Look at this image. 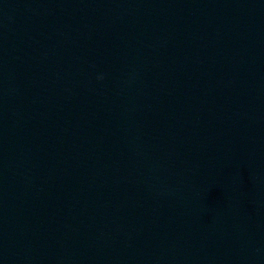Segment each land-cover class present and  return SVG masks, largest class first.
Here are the masks:
<instances>
[{
	"label": "water",
	"instance_id": "95a60500",
	"mask_svg": "<svg viewBox=\"0 0 264 264\" xmlns=\"http://www.w3.org/2000/svg\"><path fill=\"white\" fill-rule=\"evenodd\" d=\"M0 264H264V0H0Z\"/></svg>",
	"mask_w": 264,
	"mask_h": 264
}]
</instances>
